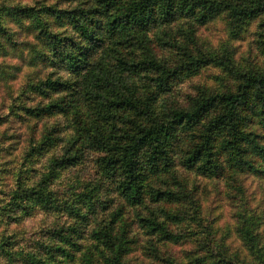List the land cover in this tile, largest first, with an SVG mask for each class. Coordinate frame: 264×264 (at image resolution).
<instances>
[{
	"label": "trees",
	"instance_id": "trees-1",
	"mask_svg": "<svg viewBox=\"0 0 264 264\" xmlns=\"http://www.w3.org/2000/svg\"><path fill=\"white\" fill-rule=\"evenodd\" d=\"M253 21L264 53V0H0V264H264V66L229 45Z\"/></svg>",
	"mask_w": 264,
	"mask_h": 264
},
{
	"label": "rangeland",
	"instance_id": "rangeland-1",
	"mask_svg": "<svg viewBox=\"0 0 264 264\" xmlns=\"http://www.w3.org/2000/svg\"><path fill=\"white\" fill-rule=\"evenodd\" d=\"M256 29V22H251L246 29L242 32V35L238 39L230 40L229 45L236 46V57L242 59L251 57V65L264 66V53L262 52L256 35H253V31ZM200 36L207 38L213 45H218L228 39L226 35L225 25L221 21H217L209 28H203ZM212 83V85L222 82V85L231 84V80L223 77V73L216 68H207L199 78L195 79V82ZM4 88H0V98L2 99ZM1 101V100H0ZM195 183H200L202 195L204 197L203 210L205 216L217 226L224 227L226 225H232L233 220L231 218L232 208L229 201L224 195V186L219 184V189L223 192H216L214 182L209 179L195 178ZM247 193L252 197V203H256V199H260L264 195V185L256 178L249 177L246 180ZM251 201V200H250ZM254 205V204H253ZM232 238V237H231ZM232 244L237 247L238 242L232 241ZM142 259V256L140 255ZM143 260V259H142Z\"/></svg>",
	"mask_w": 264,
	"mask_h": 264
}]
</instances>
